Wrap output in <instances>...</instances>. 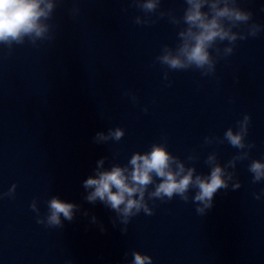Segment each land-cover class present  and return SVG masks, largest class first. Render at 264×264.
Masks as SVG:
<instances>
[{"label": "clouds", "instance_id": "clouds-1", "mask_svg": "<svg viewBox=\"0 0 264 264\" xmlns=\"http://www.w3.org/2000/svg\"><path fill=\"white\" fill-rule=\"evenodd\" d=\"M56 2L0 0V44L11 48L13 43L23 44L26 37L32 44L50 39L47 21L52 17ZM131 2L145 13L143 18L135 17L136 24L155 23L150 14H156L157 18L168 16L169 22L179 29L176 46L163 45L160 55L156 57L169 70L197 69L202 76L214 74L218 59L232 54L238 40L255 37L264 30V25L252 21L251 11L239 7L238 0H184L186 7L179 17L171 10L159 11L161 0ZM241 25L246 26V31H234ZM221 44H224L223 48ZM164 77L168 78L167 72ZM250 120L251 117L245 114L242 120L237 121L236 130L229 127L223 138H205L206 143L215 141L222 144L227 141L232 147L241 150L223 165L215 152L209 154L205 160L209 168L207 174L197 173L195 166H186L184 161L168 151L166 144L153 143L149 151L133 153L124 166L113 163L110 168H105L107 157L99 159L94 175L83 181V188L87 192L85 199L92 204L97 201L103 203L125 225L141 212L149 216L154 214L149 200L170 201L174 196H179L184 202L191 200L196 205V212L204 215L213 207L214 196L219 190L229 189L230 183L232 190L241 187L240 182L235 180L234 170L237 161L248 159L250 150L255 146L245 140ZM124 134L120 127L110 128L107 133H96L93 140L97 144H105L109 140H121ZM187 159L195 161L198 156L189 155ZM248 171L252 173L253 183L264 181V161L252 160ZM149 186H152V190H149ZM15 188L13 184L7 193L0 195L12 196ZM193 190L194 194L190 196ZM261 193H264V189H261ZM256 199H260V194L256 195ZM47 206L46 217L38 218L37 223H46L50 227H63V220L72 221L79 211V205L63 201L58 196H52ZM31 208L39 214L35 201ZM92 222L96 223L95 216ZM113 223L115 225L114 220ZM121 231L126 233V229ZM132 257L129 264H152V257L139 251L132 252Z\"/></svg>", "mask_w": 264, "mask_h": 264}]
</instances>
